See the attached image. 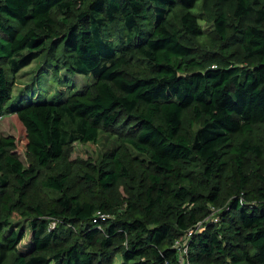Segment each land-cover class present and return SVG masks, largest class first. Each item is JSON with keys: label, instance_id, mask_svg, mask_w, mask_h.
<instances>
[{"label": "trees", "instance_id": "obj_1", "mask_svg": "<svg viewBox=\"0 0 264 264\" xmlns=\"http://www.w3.org/2000/svg\"><path fill=\"white\" fill-rule=\"evenodd\" d=\"M36 57L67 89L15 101ZM75 74L89 79L70 90ZM10 115L24 138L0 137V264L175 262V240L212 207L220 220L191 239L189 263L264 264V0H0ZM102 132L118 149L64 167ZM31 185L60 196L45 208Z\"/></svg>", "mask_w": 264, "mask_h": 264}, {"label": "rangeland", "instance_id": "obj_2", "mask_svg": "<svg viewBox=\"0 0 264 264\" xmlns=\"http://www.w3.org/2000/svg\"><path fill=\"white\" fill-rule=\"evenodd\" d=\"M44 60L41 57H36L32 62H30L28 65L23 67L16 76L15 86L13 89V97L16 101V98H18V94L21 92H25V95H32L34 94L38 96L40 94L39 100H44L46 98H53L57 92H61L63 90H66L65 87H60V82L58 81V78L61 75H57L55 70L47 71V67H43ZM73 78L70 80L71 83L68 85V88L70 90L78 89L83 86L86 80L89 79L86 75L82 74H75ZM70 86V87H69ZM28 94H27V93ZM14 136L18 143L23 140L24 138V128L16 119L14 116H5L0 119V137L1 136ZM119 143L116 138L111 136L110 134L106 132H102L99 135V138L97 142H88V143H79L76 142L68 149L67 157H66V165L64 166L66 169H68V165L70 162H73L74 160L81 159V160H88L92 161L95 164H98L100 161H102L107 153H109L113 149H118ZM18 153L21 156V160L23 163L28 166L29 161L26 158V150L24 146L19 145L18 147ZM127 153L130 157L132 156H138V154L131 148L127 149ZM5 177L3 173L0 172V181ZM7 180L10 182V187L8 191L14 194V198L18 197V194L14 191L15 182L14 179L8 178ZM74 187V191H77L76 187ZM18 189V188H17ZM32 195H33V201L35 204H41L46 208V205L50 202L49 200L55 197L60 196L59 192L52 191L49 189H43L40 186L31 185L30 188ZM110 216V215H109ZM50 219V226L55 227L58 223V219L49 217ZM23 221V216L19 211H16L12 218V222L16 221ZM23 226L26 230L27 237L25 238L24 242H27L29 240L30 236V229L27 228L28 226V220L23 221ZM23 242V243H24ZM122 257L119 254L115 258V264H121Z\"/></svg>", "mask_w": 264, "mask_h": 264}, {"label": "built area", "instance_id": "obj_3", "mask_svg": "<svg viewBox=\"0 0 264 264\" xmlns=\"http://www.w3.org/2000/svg\"><path fill=\"white\" fill-rule=\"evenodd\" d=\"M97 216L101 219H106L109 217L108 214L98 211ZM220 220L219 209L216 207L211 208V213L203 220L197 222L193 227L189 228L181 238L175 240L173 247L177 251V261L167 262L166 264H190L188 260L189 246L191 239L196 233H198L205 224L208 222L218 223Z\"/></svg>", "mask_w": 264, "mask_h": 264}]
</instances>
